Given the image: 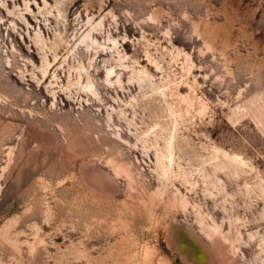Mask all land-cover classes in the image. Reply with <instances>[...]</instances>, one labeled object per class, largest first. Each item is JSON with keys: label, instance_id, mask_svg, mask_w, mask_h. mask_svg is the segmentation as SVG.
<instances>
[{"label": "rangeland", "instance_id": "1", "mask_svg": "<svg viewBox=\"0 0 264 264\" xmlns=\"http://www.w3.org/2000/svg\"><path fill=\"white\" fill-rule=\"evenodd\" d=\"M0 264H264V0H0Z\"/></svg>", "mask_w": 264, "mask_h": 264}]
</instances>
